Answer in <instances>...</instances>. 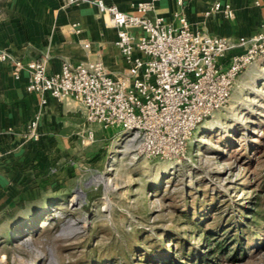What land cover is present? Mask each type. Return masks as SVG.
I'll return each mask as SVG.
<instances>
[{"label":"rangeland","instance_id":"rangeland-1","mask_svg":"<svg viewBox=\"0 0 264 264\" xmlns=\"http://www.w3.org/2000/svg\"><path fill=\"white\" fill-rule=\"evenodd\" d=\"M73 116L85 133L69 153L68 186L43 180L5 206L0 264L176 263L183 249L206 252L203 232L226 222L223 236L237 243L217 262L264 264V56L178 159L138 155L124 131Z\"/></svg>","mask_w":264,"mask_h":264},{"label":"built area","instance_id":"built-area-1","mask_svg":"<svg viewBox=\"0 0 264 264\" xmlns=\"http://www.w3.org/2000/svg\"><path fill=\"white\" fill-rule=\"evenodd\" d=\"M89 0H67L79 4ZM160 0L134 2V14L116 5L95 0L118 29L116 41L127 61L128 72L109 73L101 61L70 64L49 73L44 60L23 61L0 50V61L14 64V76L29 72L27 89L63 100L80 102L91 124L118 128L138 155L168 160L184 156L198 125L230 100L239 74L264 56V26L251 37L238 40L194 30L187 16L178 13V24L151 15ZM183 6L184 0H177ZM221 12L234 19L233 5L209 0L206 14ZM241 52H234L239 46ZM138 52V53H137ZM35 140L37 120L29 124ZM93 138V131H89ZM1 155V152H0Z\"/></svg>","mask_w":264,"mask_h":264},{"label":"crops","instance_id":"crops-1","mask_svg":"<svg viewBox=\"0 0 264 264\" xmlns=\"http://www.w3.org/2000/svg\"><path fill=\"white\" fill-rule=\"evenodd\" d=\"M136 1L104 0L129 14L135 13L132 4ZM223 1L235 8L234 19L221 12L206 14L209 0H184L183 6L177 0H160L151 15L163 16L175 26L176 15L184 13L194 30L233 40L251 37L263 28L264 0ZM117 39L118 29L95 0L79 4H68L67 0H0V50L23 61L44 60L51 74L65 62L76 65L93 61L103 62L113 75L127 74L129 64ZM245 48L241 45L234 52ZM14 69L13 63L0 61V214L7 204L19 199L22 188L41 186L43 180L47 189L66 188L69 153L85 133L73 116L81 111L86 117L80 102L46 94L43 104L40 94L27 89L28 70H21L16 78ZM34 120L37 140L28 131Z\"/></svg>","mask_w":264,"mask_h":264},{"label":"trees","instance_id":"trees-1","mask_svg":"<svg viewBox=\"0 0 264 264\" xmlns=\"http://www.w3.org/2000/svg\"><path fill=\"white\" fill-rule=\"evenodd\" d=\"M193 224H197V222L194 221ZM225 225H227V222L222 226L221 231H219V229H209L203 232L205 235V240L208 242L207 244L210 245L206 252L193 250L191 253H188L187 249H183L182 256L181 258H178V262H172L171 259L173 258H171L165 264H220V262H217V260H219V258H221L223 255L227 253L229 254L231 247L237 243V238L234 237V234L230 233L226 236H223L225 235L228 227H225ZM213 238L216 240H214V243H211V239ZM239 246L240 247L237 246V248H235L234 254L230 257V260H234L238 257L242 245ZM182 259L184 262L181 261Z\"/></svg>","mask_w":264,"mask_h":264},{"label":"bare ground","instance_id":"bare-ground-1","mask_svg":"<svg viewBox=\"0 0 264 264\" xmlns=\"http://www.w3.org/2000/svg\"><path fill=\"white\" fill-rule=\"evenodd\" d=\"M107 183L109 184V183H110V181H107ZM82 194H83V193H82ZM82 194H81V195H82Z\"/></svg>","mask_w":264,"mask_h":264}]
</instances>
